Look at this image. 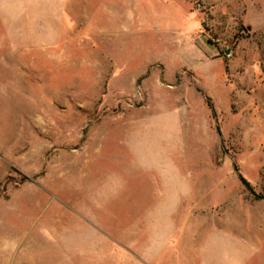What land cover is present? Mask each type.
Returning a JSON list of instances; mask_svg holds the SVG:
<instances>
[{"label":"rangeland","instance_id":"1","mask_svg":"<svg viewBox=\"0 0 264 264\" xmlns=\"http://www.w3.org/2000/svg\"><path fill=\"white\" fill-rule=\"evenodd\" d=\"M0 264H264V0L0 4Z\"/></svg>","mask_w":264,"mask_h":264},{"label":"crops","instance_id":"2","mask_svg":"<svg viewBox=\"0 0 264 264\" xmlns=\"http://www.w3.org/2000/svg\"><path fill=\"white\" fill-rule=\"evenodd\" d=\"M65 0H0V4H61Z\"/></svg>","mask_w":264,"mask_h":264},{"label":"trees","instance_id":"3","mask_svg":"<svg viewBox=\"0 0 264 264\" xmlns=\"http://www.w3.org/2000/svg\"><path fill=\"white\" fill-rule=\"evenodd\" d=\"M241 181L244 182V184H246L245 181H244L243 179H241Z\"/></svg>","mask_w":264,"mask_h":264}]
</instances>
